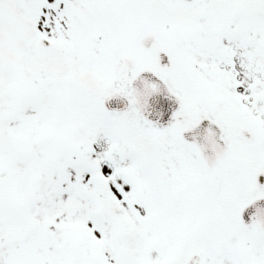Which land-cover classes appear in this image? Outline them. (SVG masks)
Segmentation results:
<instances>
[{
  "label": "snow or ice",
  "instance_id": "6c2138e0",
  "mask_svg": "<svg viewBox=\"0 0 264 264\" xmlns=\"http://www.w3.org/2000/svg\"><path fill=\"white\" fill-rule=\"evenodd\" d=\"M0 264H264V0H0Z\"/></svg>",
  "mask_w": 264,
  "mask_h": 264
}]
</instances>
